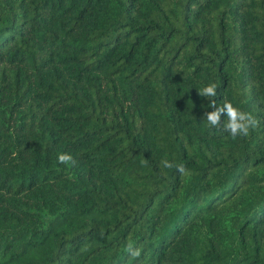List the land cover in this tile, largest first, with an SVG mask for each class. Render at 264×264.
Segmentation results:
<instances>
[{
  "label": "trees",
  "instance_id": "1",
  "mask_svg": "<svg viewBox=\"0 0 264 264\" xmlns=\"http://www.w3.org/2000/svg\"><path fill=\"white\" fill-rule=\"evenodd\" d=\"M0 264H264V0H0Z\"/></svg>",
  "mask_w": 264,
  "mask_h": 264
},
{
  "label": "clouds",
  "instance_id": "2",
  "mask_svg": "<svg viewBox=\"0 0 264 264\" xmlns=\"http://www.w3.org/2000/svg\"><path fill=\"white\" fill-rule=\"evenodd\" d=\"M217 84L209 83L207 86L198 89V94L211 101L210 107L214 109L210 112H205L204 121L207 122L210 128H215L222 132L228 133L232 139L237 137H247L252 130L259 126V121L248 112H245L238 107H235L232 102L223 98L222 103L217 107ZM222 116L225 119L222 120ZM57 162L63 165L75 163L71 154L60 153L57 156ZM143 163V161H142ZM162 169H170L175 167L181 176L187 175V170L183 165H175L174 163L164 159L160 162ZM125 251L133 258H139L142 254L141 249L134 247L132 242H128Z\"/></svg>",
  "mask_w": 264,
  "mask_h": 264
}]
</instances>
